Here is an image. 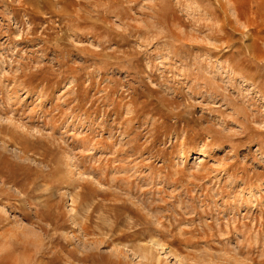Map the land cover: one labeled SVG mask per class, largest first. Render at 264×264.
Masks as SVG:
<instances>
[{
  "label": "rangeland",
  "instance_id": "obj_1",
  "mask_svg": "<svg viewBox=\"0 0 264 264\" xmlns=\"http://www.w3.org/2000/svg\"><path fill=\"white\" fill-rule=\"evenodd\" d=\"M152 237L264 264V0H0V264Z\"/></svg>",
  "mask_w": 264,
  "mask_h": 264
},
{
  "label": "bare ground",
  "instance_id": "obj_2",
  "mask_svg": "<svg viewBox=\"0 0 264 264\" xmlns=\"http://www.w3.org/2000/svg\"><path fill=\"white\" fill-rule=\"evenodd\" d=\"M44 138V137H43ZM3 146V145H2ZM6 146V145H4ZM23 152V151H22ZM20 154V152H19ZM23 156V155H20ZM24 157V156H23ZM73 202V201H72ZM124 204L126 202H123ZM132 205V204H131ZM136 208V207H135ZM146 211V210H145ZM150 243L148 245L144 246H135L131 247V251H133L134 254H136L141 260L138 261L139 264H162L159 251L157 248L165 250V245L162 244L158 239L152 237V239L149 241ZM148 243V242H147ZM127 244V243H126ZM167 248V247H166ZM117 249V248H116ZM118 251V250H117ZM157 251V252H156ZM169 251V250H168ZM121 251H118L117 253H120ZM167 252V251H166ZM170 252V251H169ZM120 256V255H119ZM115 259V258H114ZM163 261V260H162ZM179 262V261H178Z\"/></svg>",
  "mask_w": 264,
  "mask_h": 264
}]
</instances>
